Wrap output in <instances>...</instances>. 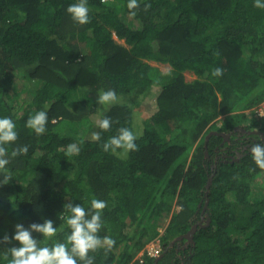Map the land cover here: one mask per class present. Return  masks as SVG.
Masks as SVG:
<instances>
[{
    "label": "trees",
    "instance_id": "obj_1",
    "mask_svg": "<svg viewBox=\"0 0 264 264\" xmlns=\"http://www.w3.org/2000/svg\"><path fill=\"white\" fill-rule=\"evenodd\" d=\"M77 2L0 0V118L18 134L4 145L11 179L0 184V240L16 224L50 219L57 234L33 237L40 246L64 242V204L87 210L95 198L107 204L99 236L115 245L89 252L94 264H140L156 240L161 254L145 264H264V169L250 153L264 144V127L246 114L264 101V8L255 0H138L133 16L128 0H87L89 23L80 25L66 11ZM109 89L117 103L99 105L98 92ZM152 100L157 112L145 116ZM40 110L48 122L37 135L25 125ZM104 117L108 131L96 126ZM120 128L137 136L138 151H103ZM245 131L255 141L242 150L234 140ZM73 142L79 154L66 155ZM25 145L26 155L11 157ZM194 226L192 243L180 238ZM13 246L0 243V264Z\"/></svg>",
    "mask_w": 264,
    "mask_h": 264
},
{
    "label": "clouds",
    "instance_id": "obj_2",
    "mask_svg": "<svg viewBox=\"0 0 264 264\" xmlns=\"http://www.w3.org/2000/svg\"><path fill=\"white\" fill-rule=\"evenodd\" d=\"M130 14L135 16L132 11L139 7L138 0H128L127 4ZM150 4H145V10L150 8ZM254 7L264 8L261 0H255ZM72 20L80 25L89 23V9L87 0H78L77 3L69 5L66 9ZM223 69L213 70V76H221ZM118 97L114 90H101L98 92L97 103L99 105H112L117 103ZM48 115L46 110H40L35 115L30 116L26 121V127L32 129L37 135L46 131ZM112 121L109 117H104L96 121V126L101 131H108L111 128ZM16 124L11 118H0V172L4 173L0 184H8L11 176L8 174L6 165L9 164V153L4 145L14 143L18 134ZM91 139L99 141L101 139L99 132H93ZM137 136L129 128L118 129L117 135L110 137L103 143V151H111L113 154L127 156L131 151H138L135 143ZM82 144L83 141L81 140ZM117 150H122L117 153ZM28 146L18 147L11 152V157H17L21 154H27ZM80 147L77 143H69L66 149V155H78ZM251 157L254 163L264 169V144L255 143L250 148ZM107 207L103 200L93 198L90 202V208L85 209L80 204H73L68 201L64 204L66 215L63 219L66 222L69 232L66 233L64 242H55L51 246H40V241L33 237V233H39L44 238H52L57 234V228L54 227L52 220H44L43 223H32L27 228L23 224H16L14 234L9 237L4 235L0 243L9 244L12 241L19 243V246H13L7 249L5 259L10 254L11 259L8 264H94V258L89 256V252H96L103 248L105 252L110 251L115 245V240L110 236L101 238L99 232L103 227L102 212ZM162 248V245H161ZM145 250V249H144ZM143 250V251H144ZM141 251V253L143 252ZM141 253L138 255L140 262ZM159 257V256H158ZM156 257V258H158ZM150 258H146L145 261ZM141 264V262H140ZM145 264V262H144Z\"/></svg>",
    "mask_w": 264,
    "mask_h": 264
},
{
    "label": "rangeland",
    "instance_id": "obj_3",
    "mask_svg": "<svg viewBox=\"0 0 264 264\" xmlns=\"http://www.w3.org/2000/svg\"><path fill=\"white\" fill-rule=\"evenodd\" d=\"M121 43H124V41H121ZM152 63H153V65L158 66L164 73H167V72H169L172 69L169 64H160V63H156V62H152ZM185 76H186V80L187 81H191V80L195 79V77H196L192 73H186ZM144 107H145L144 109L146 110V112H144L145 116L146 115L149 116V115L154 114V113L157 112L156 111L157 110V105L154 104V101L153 100L152 101H149L147 104H145ZM227 118H228V116L223 115L222 117H220L216 121L218 122V124L220 126V125L223 124V122L225 120H227ZM197 145H198V141L195 143L194 148H196ZM194 148H193V150H194ZM260 183H262L261 180H260ZM176 202H177V200H176ZM176 202H175V205H174V211H178V206L176 205ZM203 210H204V208L202 209V212H203ZM170 219H171V215H166L165 214L162 217V219L159 221V223H158V225H159L158 230H159V232L161 234H164L166 232V228H167V226L169 224ZM154 242L157 245H162V243L159 240H156ZM150 244H152V243H150Z\"/></svg>",
    "mask_w": 264,
    "mask_h": 264
},
{
    "label": "built area",
    "instance_id": "obj_4",
    "mask_svg": "<svg viewBox=\"0 0 264 264\" xmlns=\"http://www.w3.org/2000/svg\"><path fill=\"white\" fill-rule=\"evenodd\" d=\"M250 116H254L256 120L260 121L264 125V101L256 105L253 109L246 112ZM161 245H157L155 242L148 245L141 253L140 262L144 264L146 258H156L161 254Z\"/></svg>",
    "mask_w": 264,
    "mask_h": 264
},
{
    "label": "flooded vegetation",
    "instance_id": "obj_5",
    "mask_svg": "<svg viewBox=\"0 0 264 264\" xmlns=\"http://www.w3.org/2000/svg\"><path fill=\"white\" fill-rule=\"evenodd\" d=\"M264 127V125L263 124H261V126H259V128H263ZM236 130H242V128L241 127H238ZM259 130H261V129H259ZM245 136H242L241 138H239V139H236V140H234L235 142H236V145H241L240 146V149H244V145H245V143L246 142H254L255 141V139H253V137L251 138V136L249 135V133H250V131H245ZM234 146H232V148H233ZM247 147V146H246ZM231 148V147H230ZM233 150V149H232ZM230 151V152H233V151ZM239 155H241V154H239ZM227 156H232V155H225V154H221L220 156H219V159H222V157H227ZM233 157V156H232ZM202 222H204L205 221V218L203 217L202 219ZM202 222H200V223H198V224H202ZM189 242H191L190 240H189ZM192 243V242H191Z\"/></svg>",
    "mask_w": 264,
    "mask_h": 264
},
{
    "label": "water",
    "instance_id": "obj_6",
    "mask_svg": "<svg viewBox=\"0 0 264 264\" xmlns=\"http://www.w3.org/2000/svg\"><path fill=\"white\" fill-rule=\"evenodd\" d=\"M218 134V133H217ZM222 136H224L226 139L228 138V135L224 134V133H221ZM211 184H212V178L209 180V184H208V190H210V187H211ZM208 204H209V200L207 201L206 203V206L204 208V211L208 208ZM210 217L208 218V225H210ZM197 230V226H194L187 235L185 236H182L180 237L181 239L182 238H187L188 240H190L191 242H193V237H194V234Z\"/></svg>",
    "mask_w": 264,
    "mask_h": 264
}]
</instances>
